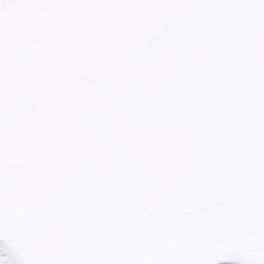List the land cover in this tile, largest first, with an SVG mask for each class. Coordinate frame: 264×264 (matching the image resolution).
Wrapping results in <instances>:
<instances>
[{
	"label": "snow or ice",
	"instance_id": "obj_1",
	"mask_svg": "<svg viewBox=\"0 0 264 264\" xmlns=\"http://www.w3.org/2000/svg\"><path fill=\"white\" fill-rule=\"evenodd\" d=\"M0 264H264V0H0Z\"/></svg>",
	"mask_w": 264,
	"mask_h": 264
}]
</instances>
